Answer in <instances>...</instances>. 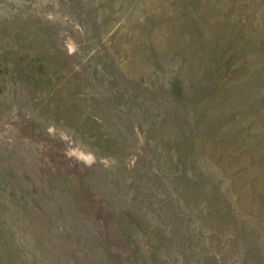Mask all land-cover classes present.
Segmentation results:
<instances>
[{"label": "rangeland", "instance_id": "374dc122", "mask_svg": "<svg viewBox=\"0 0 264 264\" xmlns=\"http://www.w3.org/2000/svg\"><path fill=\"white\" fill-rule=\"evenodd\" d=\"M0 264H264V0H0Z\"/></svg>", "mask_w": 264, "mask_h": 264}]
</instances>
